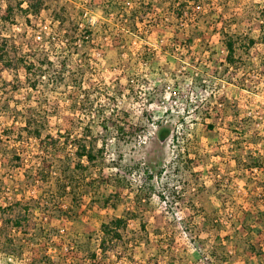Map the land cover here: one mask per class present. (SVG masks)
Returning a JSON list of instances; mask_svg holds the SVG:
<instances>
[{"label": "rangeland", "instance_id": "374dc122", "mask_svg": "<svg viewBox=\"0 0 264 264\" xmlns=\"http://www.w3.org/2000/svg\"><path fill=\"white\" fill-rule=\"evenodd\" d=\"M41 2L0 0V264H264V191L240 157L264 154V0ZM78 140L94 160L63 192ZM117 218L125 245L102 253Z\"/></svg>", "mask_w": 264, "mask_h": 264}, {"label": "trees", "instance_id": "16d2710c", "mask_svg": "<svg viewBox=\"0 0 264 264\" xmlns=\"http://www.w3.org/2000/svg\"><path fill=\"white\" fill-rule=\"evenodd\" d=\"M42 0H34V3L32 5H30L28 7V13L29 11L31 13H39L40 9H41V2ZM33 7V8H31ZM182 11H180V7L178 9V12L176 13V16L178 18L183 16V11L184 10V5L181 7ZM124 9H120L119 13L117 16L121 15L122 17L125 15L126 16V12L123 11ZM107 14V13H106ZM133 14L135 15V11L133 12ZM12 16V11L11 8L9 6H6L5 8H1L0 7V22L2 21H8L10 20V17ZM76 30V29H75ZM78 31V29H77ZM76 31V32H77ZM88 35H81L83 37L85 36H89L91 35V33H87ZM120 36L119 34H115L114 37L112 38L113 41L119 40ZM226 61L228 64H233V56H234V42L229 40L226 43ZM7 59L8 57L5 55L0 54V62H2V68L0 69V71L3 70V68H5L7 66ZM25 116V124L23 127V130L25 131L26 135L29 138H32L34 140H37L40 144V146L42 148L44 143L46 142L44 138H42L43 136V131H42V127L35 125L33 121H31L30 118V114L27 116V113L24 115ZM116 132L119 134L124 132V127L121 126H116L115 127ZM168 130L163 129L161 131H159V138L160 139H165L168 136ZM49 136V135H46ZM50 138V137H48ZM75 146V151L73 153V158L70 159L69 161H63L65 164L62 165L61 163V167L64 168L63 170H65L63 173V180H58L56 181V184H60L59 188L63 189L65 192V190L69 187V185H67V183L64 182V180H68L70 181V184H72V174L74 171H76L77 169L82 167V163L85 160H88L89 162H92L94 160V154H93V148L90 145V143H85V142H80L79 140L73 143ZM57 140H54L50 143L49 147H45L46 151H48L47 149L52 147L55 150H58L57 147ZM246 156V161L242 162L244 165H242L243 167L241 168V170L243 169V173L245 172L246 174H258V178L255 184H253L254 189L259 190V191H264V154L259 153L257 151H254L253 153H240V157ZM53 158H55V156H52ZM48 160L47 159V154L44 155V157L41 158V169L38 171V176L39 178L45 179L46 177L51 175L52 173L55 174V171H53V167L57 168V164L55 163V161L52 159ZM60 167V166H59ZM60 167V168H61ZM57 172V171H56ZM262 178V179H261ZM257 185V186H256ZM255 192V190H254ZM251 194H253V192H250ZM256 198L258 196V193H254L253 194ZM252 195V196H253ZM260 196V195H259ZM262 196V195H261ZM220 198V202L223 203V197L222 195L219 197ZM261 198V197H260ZM262 198H264V195L262 196ZM252 199L250 198V201ZM68 207L65 210V214L66 211H68ZM67 215V214H66ZM127 222L123 219V218H117L114 219L112 221H110L109 223H104L101 225V234L102 236L100 237V241L98 244L99 250L102 253H106L109 250H114L117 246H119L120 244L125 245V242L123 241V235H124V230L127 229ZM5 229L7 231L12 230H18L21 226H23L22 221L18 218H11L9 222H5L4 221Z\"/></svg>", "mask_w": 264, "mask_h": 264}, {"label": "built area", "instance_id": "2783aa9c", "mask_svg": "<svg viewBox=\"0 0 264 264\" xmlns=\"http://www.w3.org/2000/svg\"><path fill=\"white\" fill-rule=\"evenodd\" d=\"M91 12L90 11H88V10H85V12L82 14V16H83V19L84 20H86V19H90V17H91ZM82 26V25H81ZM39 38V37H38Z\"/></svg>", "mask_w": 264, "mask_h": 264}]
</instances>
